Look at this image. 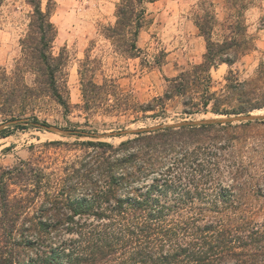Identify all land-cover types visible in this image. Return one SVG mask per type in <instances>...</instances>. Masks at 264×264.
Returning <instances> with one entry per match:
<instances>
[{
	"label": "trees",
	"instance_id": "16d2710c",
	"mask_svg": "<svg viewBox=\"0 0 264 264\" xmlns=\"http://www.w3.org/2000/svg\"><path fill=\"white\" fill-rule=\"evenodd\" d=\"M154 1L120 0L116 23L104 28L115 52L139 56L145 5ZM251 2L226 0L222 20L213 3H199L193 22L206 44L202 62L166 79L164 94L147 105L114 79L97 83L87 60L84 110L138 118L165 112L177 98L189 115L264 110V60L245 79L233 69L257 48L246 17ZM25 3L22 56L13 72L0 67V114L11 120L43 97L68 106V57L53 52L56 2ZM223 65L230 70L217 87L212 71ZM60 144L81 154L61 164L47 153ZM36 148L28 160L0 165V264H264V121Z\"/></svg>",
	"mask_w": 264,
	"mask_h": 264
},
{
	"label": "rangeland",
	"instance_id": "374dc122",
	"mask_svg": "<svg viewBox=\"0 0 264 264\" xmlns=\"http://www.w3.org/2000/svg\"><path fill=\"white\" fill-rule=\"evenodd\" d=\"M202 1L213 3L219 19L224 18L226 0H155L146 4L145 21L137 41L139 56L126 58L115 52L112 42L104 36V28L113 26L117 21L120 0H55L52 22L58 35L53 52L55 55L64 53L68 57V106L43 97L27 106V111L18 113L17 117L37 118L39 122L57 127L105 134L223 116L212 113L186 114L180 98L168 102L165 112L140 113L138 118L88 113L83 108L80 70L87 60L96 69L97 83L101 84L106 79L116 80L140 105L152 103L162 96L167 87L166 79H172L181 71L201 63L206 44L194 25L193 11ZM251 1L246 17L257 48L233 68L241 79L252 76L264 60V0ZM29 13L30 8L25 0H6L0 7V67L8 73L13 72L22 56L20 41L27 31ZM162 57V62L155 66L154 63ZM229 70L227 65H223L212 71L217 87L225 84ZM26 79L31 83L33 77L27 75ZM9 120L11 116L0 114V125ZM53 135L31 126L26 129L8 127L0 134V165L13 166L20 159L28 160L34 153L33 146L39 147L35 150L39 152L43 151L40 147L45 143L61 141L71 144L77 141ZM137 136L106 138L102 141L119 145ZM47 153L62 164L73 160L81 151L60 144L50 147Z\"/></svg>",
	"mask_w": 264,
	"mask_h": 264
},
{
	"label": "water",
	"instance_id": "95a60500",
	"mask_svg": "<svg viewBox=\"0 0 264 264\" xmlns=\"http://www.w3.org/2000/svg\"><path fill=\"white\" fill-rule=\"evenodd\" d=\"M262 121H264V113H250L248 115L219 116V117L205 118L200 120H192V121L187 120L172 124H162L154 127H142L140 129H125L118 132L95 134V133H88L73 129L57 127L42 122L36 123L30 120L29 118H20V119H12L4 124H1L0 132H3L8 127H14L19 125L26 127L31 126L48 131L61 138H68V139L74 138L76 140L99 142L106 138L130 137L140 134H149L152 132L165 130V129H178V128L203 127V126L208 127V126H218V125H238L242 123L262 122Z\"/></svg>",
	"mask_w": 264,
	"mask_h": 264
},
{
	"label": "bare ground",
	"instance_id": "6f19581e",
	"mask_svg": "<svg viewBox=\"0 0 264 264\" xmlns=\"http://www.w3.org/2000/svg\"><path fill=\"white\" fill-rule=\"evenodd\" d=\"M258 113H264V110L263 111H259ZM51 135V134H50ZM54 136V135H53Z\"/></svg>",
	"mask_w": 264,
	"mask_h": 264
}]
</instances>
